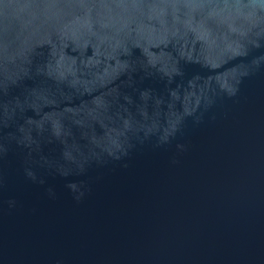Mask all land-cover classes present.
<instances>
[{"label": "water", "instance_id": "95a60500", "mask_svg": "<svg viewBox=\"0 0 264 264\" xmlns=\"http://www.w3.org/2000/svg\"><path fill=\"white\" fill-rule=\"evenodd\" d=\"M0 264H264V0H0Z\"/></svg>", "mask_w": 264, "mask_h": 264}]
</instances>
